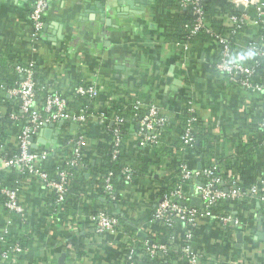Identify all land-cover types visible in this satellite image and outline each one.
<instances>
[{
	"label": "crops",
	"instance_id": "obj_1",
	"mask_svg": "<svg viewBox=\"0 0 264 264\" xmlns=\"http://www.w3.org/2000/svg\"><path fill=\"white\" fill-rule=\"evenodd\" d=\"M121 2L48 0L42 35L36 46L37 52L33 53L28 39L32 0H0V73L6 84L0 98V113H9L12 119L8 127H4L0 155L16 151L19 131L24 123L18 114L19 100L12 94L19 80L13 68L14 59L26 62L32 58L37 63L36 79L64 97H71L78 85L93 80H98L102 86L97 100L91 102L84 131L79 126H70L65 134L74 136L80 128L85 133V152L92 150L98 141L107 140V132L97 111L109 100H123L125 93L129 92L135 101L142 102L140 110L146 103H154L168 119L170 127L176 128L181 123L182 100L188 98L204 132L206 130L209 134L214 150L211 159L229 158L235 164L246 163L247 168L241 173L237 169L228 171L234 173L233 178L244 188L262 177L264 179V153L258 149L261 147L258 120L264 113V93L245 89L213 69L219 55L215 41L191 43L188 49L174 52L168 27L178 8H170L165 0H146L140 3L144 6L142 13L136 14L130 9L125 12L119 9L123 6ZM221 18L224 24H230L227 18ZM256 30L248 22L241 36L234 38L235 59H245L247 50L241 41L257 36ZM130 130L133 133L132 153L127 160L136 164L139 161L135 125L130 126ZM64 140L62 125L57 123L51 130L48 143L41 145L51 152L48 166L61 163L70 151L72 144L65 146ZM242 145H249L252 150V159L248 163L246 160L244 163L245 155H239ZM198 165L200 163L196 162ZM0 169H3V184L18 187L19 201L23 206L21 221L14 215L10 217L0 205V233L6 224L12 226V232L21 229L24 223L28 224V229L24 226V230L31 233L32 249L25 251L21 264H60L58 260L62 254V264H115L117 241L96 233L92 222L94 210L104 202L95 190L100 185L74 179L68 211L56 212L50 207L54 200L52 189L33 176H21L3 168L1 157ZM252 170L253 173H247ZM153 173L139 175L132 184L117 187L123 203L109 206L113 215L137 226L138 233L146 234V238L148 234H155L156 227L148 224V215L159 199L156 191L161 184L160 177ZM257 173L260 176H256V180L254 175ZM257 207L256 204L248 213L239 215L241 223L239 227L234 225L237 230L229 240H223L216 224L202 221L198 235L206 256L212 258L211 253L217 250L218 264H264V240L256 238L257 231L264 232ZM237 233L241 234L240 242ZM202 262L208 264L206 258Z\"/></svg>",
	"mask_w": 264,
	"mask_h": 264
},
{
	"label": "built area",
	"instance_id": "obj_2",
	"mask_svg": "<svg viewBox=\"0 0 264 264\" xmlns=\"http://www.w3.org/2000/svg\"><path fill=\"white\" fill-rule=\"evenodd\" d=\"M177 1L179 8H189L193 17L191 24L187 27L189 36H194L203 29L210 32L204 11L206 0ZM226 2L237 10L239 6H243V8L248 9V12L238 10L235 14L224 15L232 25L229 29L230 37L213 33L214 41L221 46L220 57L215 69L226 75L230 81L238 83L245 89L264 93V66L262 68V76H258L256 68L259 66V60L257 58L253 63L249 64L245 63L243 59H235L230 40L241 36L248 22L252 23L255 29H263L259 36L249 37L241 42L242 47L247 52H252L256 57L264 60V0H226ZM47 4L48 0H32L29 13L31 31L28 39L33 53L37 52L36 46L42 35L43 15ZM250 10H253L252 14H250ZM189 45V42L174 43L173 50L174 52L186 50ZM36 64L35 59L32 58L26 62L21 60L14 62L13 68L19 76V80L16 87L12 90V94L19 100L20 117L24 123L19 131L16 152L11 153L8 157H4V154V158H1L2 167L14 170L21 176L26 175L37 178L45 187L54 191L55 202L61 204L68 191L69 177L71 176L69 168L77 164L81 154L80 149L86 144L83 131L89 121L90 114L87 112V105L71 107L67 98L58 91L50 90L46 88L47 85L43 84H38L39 86H37L35 80ZM5 90L6 84L3 80H0V98ZM101 90L102 86L98 80H93L88 84L78 85L74 89V93L84 96L92 102V100H97ZM191 103V100L188 101V117L183 132L179 137L187 145H190L195 139L192 124L199 119ZM141 104L142 102L139 100L134 101L132 118L136 119V135L140 137L139 145L142 146L146 143H156L158 137L156 130L165 125L167 118L160 113L154 103H146L145 108L142 109L145 112L144 115L138 117ZM107 107L108 102L97 111L98 119L104 128L107 119L104 109ZM108 119H110V126L106 125V128L111 133L109 141L111 142L114 156L118 153V147L121 143L120 124L123 122V118L115 114ZM59 122H62L61 125L67 123L70 126H79L83 128V131L77 138L73 137L69 140L70 144H72L71 154H67L61 163L48 166L47 161L51 157V152L43 149L36 139L39 129L43 125L48 123L57 124ZM258 129L261 134L259 144L264 147V113L258 120ZM62 164L67 166H62ZM177 169L181 182L159 197L148 222L149 225L154 227V221H162L164 225L169 227L174 226V230L171 233L159 238L160 240L158 241L146 239L141 246H136L135 242L132 244L125 243L126 238H129V236L120 228L118 218L110 214L106 207H98L94 210L92 222L96 233L114 238L117 241L118 249L115 264H124V260L129 261V264H133V258L136 255H140L141 252L153 257L156 253L162 255L169 249L180 252L176 260L181 261L182 264H202L204 258H206L208 264H218L219 252L215 250L211 253L213 254L212 258H210L211 256L207 257L205 247L200 241L198 232L202 221L205 224L209 222L216 224L223 234V240H226L225 231L222 227L228 225H238L239 227L241 220L240 217L214 214L211 210L212 206L218 200L236 199L242 196L255 198L258 207L259 202L264 201V195H258L264 183L263 177L244 188L238 185L233 178V172H228L231 179L229 185L224 186L223 180L216 171V166L202 168L181 160L177 164ZM120 173L125 184H132L135 181L132 177L133 168L131 162L127 158L123 159ZM154 174L156 177L159 176L160 178L158 179L161 181V184L157 187L168 185L170 178L165 175L166 173H163L160 167L154 168ZM94 180L93 186L100 185L104 191L103 200L106 202L115 201V189L111 182V173L96 176ZM95 183L96 185H94ZM185 183H189L188 187H185ZM0 195L4 198L2 203L3 210L5 209L7 214H10V217L14 215V217L22 221L23 206L19 201L18 187L4 185L0 179ZM191 198H197L198 203L191 204ZM11 227V225L7 226L6 224L0 233V240L11 232ZM124 250L126 251L124 258L119 257ZM21 251L22 249L18 243L10 244L7 248L0 251V264H17V255Z\"/></svg>",
	"mask_w": 264,
	"mask_h": 264
},
{
	"label": "trees",
	"instance_id": "obj_3",
	"mask_svg": "<svg viewBox=\"0 0 264 264\" xmlns=\"http://www.w3.org/2000/svg\"><path fill=\"white\" fill-rule=\"evenodd\" d=\"M217 0H206L204 3V11L205 16L208 22V26L210 29V32H207L206 30H201L198 34L194 36L188 35V26L191 24L193 17L189 11V8H179V3L177 0H165L166 5L170 8H178V11L175 13V15L170 19L169 21V27L168 32L169 36L168 38L172 40L174 43H196V42H210L214 41V34L213 33H219L223 36L230 37L229 29L232 27L231 23L229 25H226L223 23V17L226 14H235L238 12L237 9L233 8L231 4L228 2H223L222 5L216 4ZM253 13V10H250V14ZM212 32V33H211ZM263 32V29L259 28L256 30V35L259 36ZM231 40V46L234 47V38ZM219 46V45H218ZM220 50L221 46H219V55L215 59L216 61L213 63V66L216 65L219 57H220ZM178 51V50H176ZM233 53H235V50H232ZM258 59L259 66L256 68L258 76H262V68L264 66V60L259 59V57H256L252 52H247L244 62L249 64L253 63L255 59ZM17 61V59H14ZM13 61V60H12ZM215 67H213L214 69ZM0 80L1 73H0ZM35 80L37 82V86L41 84L40 81L36 79L35 74ZM39 84V85H38ZM123 100H110L108 102V107L104 109L105 116H107L106 124H105V130L107 132V140L106 141H98V143L95 145V147L90 150L89 152H85L84 147H81V154L79 157V160L77 161V164L74 166H71L69 168V172L71 176L69 177V183H68V191L65 195V198L61 204H57L55 202V193L53 191L54 200L52 201L51 208H55L56 212H60L61 209H64L65 211H68V204H69V196L72 191L71 184L74 179L78 178V180H89L91 181V184L94 183V179L96 176H103L108 173H111V182L115 189V201L113 202H106L104 201L101 205V207H106L107 210L110 212L109 206L114 205L115 203L121 204L123 203V200L118 195L117 187H120L125 184L123 181V178L121 177V168L123 165V159L128 158L132 152H130L131 148V139L133 136V133L130 130V126L135 125V131L137 130L136 126V119L132 118V107L135 101L134 97H131L129 92L125 93ZM71 107H79V106H85L87 105V112L91 110L92 103L90 100L84 96L77 95L72 92L71 97H66ZM188 98H184L182 100L183 103V112L180 117V124L178 127L173 128L170 127V123L167 119V122L165 125H163L161 128H157L156 132L158 133L157 141L156 143H146L144 145H139L140 137L136 136V156L138 158L139 162H136V164H131L133 168V179L139 175H149L150 171H154L155 167H160V169L163 171V173H166L170 178V181L168 185H160L157 187L156 195L157 197H161L165 192L169 191L173 187H175L180 180L179 171L177 169V164L179 161H187L190 165H196V162L200 163V166L202 168L204 167H213L216 166V171L218 175L223 180L224 186H228L231 177L228 175L229 170H239L241 173L243 169L246 167L245 162L247 163L250 161L252 156V150L249 148V145H242L239 150V155H245L244 163L245 164H235L234 160L231 159H221V160H213V146L210 142L209 134L204 132L203 126L201 125L200 120L198 119L196 122L192 124V130L195 139L192 141L190 145L184 144L180 140V134L183 132V129L185 127L186 119L188 117ZM144 111L140 110L138 112V117L144 115ZM20 115V113L18 112ZM119 115L123 118V122L120 124V133H121V143L118 147V153L113 156L112 153V145L109 141V138L111 136L110 131L106 128L107 126H110V118L113 115ZM12 122V119L10 117L9 113H0V145L3 143L4 139V127H8V125ZM70 125L67 123H63L62 125V132L64 134L65 140V146L69 144V140L71 138H77L78 135L82 132V130L79 128V130H76V134L74 136H66V132L69 131ZM68 142V143H67ZM131 145V146H130ZM130 146V147H129ZM135 148V147H134ZM133 148V150H134ZM258 149L262 150V153H264V147L261 146ZM16 151H14L15 153ZM67 154H71L69 151ZM10 154L7 155H0L1 158L8 157ZM4 156V157H3ZM148 156V158H146ZM150 156V157H149ZM246 160V161H245ZM252 162V161H251ZM250 162V163H251ZM247 165V164H246ZM62 166H67L65 164H62ZM247 168V167H246ZM250 169V168H249ZM3 169H0V179L3 180ZM148 170V171H147ZM14 171V170H12ZM248 174L253 173L247 172ZM256 173V171H255ZM88 174V177L85 175ZM154 175V173H153ZM260 176V173L254 175ZM257 180V178H256ZM184 184V182H182ZM189 183H185V187H188ZM12 185V184H10ZM9 185V186H10ZM223 186V187H224ZM247 187V186H245ZM98 191L99 195H103L104 191L101 186H98L96 189ZM258 195H264V191L260 190L258 192ZM3 197L0 195V205L2 206L3 203ZM257 201L255 198H251L249 196H242L240 198L236 199H221L218 200L211 208L214 214L217 215H231L235 217H240L242 213H248V210L256 205ZM259 213L261 223L264 225V201L259 202ZM5 211V209H4ZM243 211V212H242ZM152 210L149 212L148 219L151 218ZM116 216V215H115ZM119 220V226L120 228L129 236V238H126L125 243L132 244L134 243L136 246H141L142 243L145 242L146 239H150L151 241H158L159 238H163L168 233H171L174 230V226L169 227L163 224L162 221H154L155 224V234H148L147 238H144L138 234V227L131 224L130 222L126 221L123 217L116 216ZM128 220V219H127ZM24 223V222H23ZM24 226L26 229H28V224L24 223L22 225L21 229H17L15 231L10 232L7 236H5L2 240H0V251L7 248L10 244L18 243L22 249L20 253L17 255V264H21L23 260V256L25 251L32 249V239H31V233L24 230ZM135 226V227H134ZM225 231V237L229 240L233 238V235L237 228L234 226H224L222 227ZM123 252V253H122ZM119 255V257L124 258V254L126 251H122ZM180 252L176 250L169 249L166 253L160 255L159 253H156L153 257H150L149 255L142 253L140 255H136L133 258V264H161V263H167V264H182L181 261L176 260L177 257H179ZM124 264H129V261L124 260ZM203 263V262H202Z\"/></svg>",
	"mask_w": 264,
	"mask_h": 264
},
{
	"label": "water",
	"instance_id": "obj_4",
	"mask_svg": "<svg viewBox=\"0 0 264 264\" xmlns=\"http://www.w3.org/2000/svg\"><path fill=\"white\" fill-rule=\"evenodd\" d=\"M125 1L126 0H122V2L120 4H122L124 7L122 6L123 8L121 7L119 9H122L124 12L128 11L130 9L131 12L136 13V14H141L142 13V11L144 9V6L140 5V3L143 4V3L146 2V0H127L126 2ZM238 10L239 11L248 12V9L247 8H243V6H239ZM170 79L171 78L168 77L167 81L170 82ZM58 124L60 126L62 124V122H59ZM54 125H55L54 123H48V124L43 125L39 129V132H38V137L39 138H37V140H36L39 144L45 145L46 143H48L49 138H50V134H51V130L54 127ZM73 127H76V125H71V128H73ZM198 167H199V165H198ZM190 203L191 204H197L198 203V199L197 198H191ZM138 234L141 235L143 238H146V234L141 233V232H139ZM256 238L264 240V232L257 231L256 232ZM240 240H241V234L237 233V241L240 242ZM63 257H64V254H62L59 257L58 262L60 264H62Z\"/></svg>",
	"mask_w": 264,
	"mask_h": 264
},
{
	"label": "rangeland",
	"instance_id": "obj_5",
	"mask_svg": "<svg viewBox=\"0 0 264 264\" xmlns=\"http://www.w3.org/2000/svg\"><path fill=\"white\" fill-rule=\"evenodd\" d=\"M222 4V0H218V5ZM208 237V236H207Z\"/></svg>",
	"mask_w": 264,
	"mask_h": 264
}]
</instances>
